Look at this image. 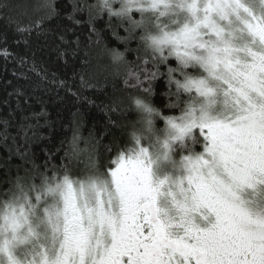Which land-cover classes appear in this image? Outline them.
Masks as SVG:
<instances>
[{"label":"snow or ice","instance_id":"snow-or-ice-1","mask_svg":"<svg viewBox=\"0 0 264 264\" xmlns=\"http://www.w3.org/2000/svg\"><path fill=\"white\" fill-rule=\"evenodd\" d=\"M10 2L0 0V21L21 34L59 15L51 3L21 27ZM70 2L78 24L84 8ZM87 10L92 31L106 15L137 41L139 63L113 59L137 68L124 84L141 92L139 126L106 164L76 171L66 153L58 166L47 156L24 175L18 166L0 188V264H264V0H98ZM160 77L179 115L152 104Z\"/></svg>","mask_w":264,"mask_h":264},{"label":"trees","instance_id":"trees-1","mask_svg":"<svg viewBox=\"0 0 264 264\" xmlns=\"http://www.w3.org/2000/svg\"><path fill=\"white\" fill-rule=\"evenodd\" d=\"M78 2L84 10L75 13L80 21L76 24L68 19L70 0H11L7 14L21 27L46 16L48 5L55 4L59 15L45 21V31L39 34L36 30L21 34L14 23L0 21V53L7 50L0 55V188L7 187L3 181L15 179L18 166L24 175L33 159L43 164L46 156L51 167L67 163L65 154L70 153L76 171L86 170L97 158L106 164L111 158L109 148L114 153L116 144L127 139L134 125L139 126L140 113L132 97L141 92L124 84L129 69L137 68L113 59L115 51L124 61L139 63L136 52L130 51L137 41H126L127 33L116 21L107 26L106 15L95 20L96 31H92L87 6L98 0ZM60 33L65 34L64 42L58 38ZM45 74L47 79H42ZM168 91L166 77H160L154 82L151 102L164 114L179 115L178 110L165 107ZM114 101L122 110L119 114L105 108ZM157 125L164 126L162 121Z\"/></svg>","mask_w":264,"mask_h":264}]
</instances>
